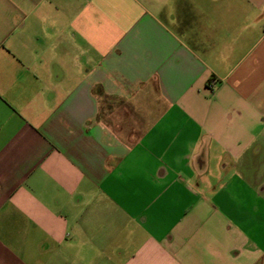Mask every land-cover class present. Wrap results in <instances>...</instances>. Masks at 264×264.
I'll return each instance as SVG.
<instances>
[{"label":"crops","instance_id":"0c3cea01","mask_svg":"<svg viewBox=\"0 0 264 264\" xmlns=\"http://www.w3.org/2000/svg\"><path fill=\"white\" fill-rule=\"evenodd\" d=\"M0 264H264V0H0Z\"/></svg>","mask_w":264,"mask_h":264},{"label":"clouds","instance_id":"9594fccd","mask_svg":"<svg viewBox=\"0 0 264 264\" xmlns=\"http://www.w3.org/2000/svg\"><path fill=\"white\" fill-rule=\"evenodd\" d=\"M199 151V145L193 147V152L196 153Z\"/></svg>","mask_w":264,"mask_h":264},{"label":"built area","instance_id":"2783aa9c","mask_svg":"<svg viewBox=\"0 0 264 264\" xmlns=\"http://www.w3.org/2000/svg\"><path fill=\"white\" fill-rule=\"evenodd\" d=\"M210 85V84H209Z\"/></svg>","mask_w":264,"mask_h":264}]
</instances>
